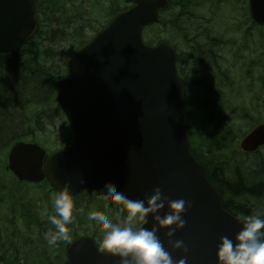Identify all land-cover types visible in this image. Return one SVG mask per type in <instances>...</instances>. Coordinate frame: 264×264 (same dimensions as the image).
Listing matches in <instances>:
<instances>
[{
	"label": "water",
	"instance_id": "1",
	"mask_svg": "<svg viewBox=\"0 0 264 264\" xmlns=\"http://www.w3.org/2000/svg\"><path fill=\"white\" fill-rule=\"evenodd\" d=\"M166 2L125 0L134 6L116 12L67 58L66 75L56 82V100L70 127L71 145L46 157L36 144L15 143L7 168L19 182L45 179L55 192L71 181L73 196L110 184L132 199H143L159 186L169 200L191 201L184 214L187 223L175 234L189 247L187 264H218L220 237L234 239L241 225L224 209L178 120L185 92L174 47L165 42L151 46L142 38L143 27L158 21ZM249 14L256 25H263L264 0H249ZM38 24L35 0H0V54L25 45ZM239 145L247 153L263 146L264 124ZM148 219L146 227H151ZM166 231L158 235L178 260L183 253L171 248ZM66 264L118 261L99 252L92 239L80 237L68 245Z\"/></svg>",
	"mask_w": 264,
	"mask_h": 264
},
{
	"label": "trees",
	"instance_id": "2",
	"mask_svg": "<svg viewBox=\"0 0 264 264\" xmlns=\"http://www.w3.org/2000/svg\"><path fill=\"white\" fill-rule=\"evenodd\" d=\"M75 2L37 0L40 17L37 34L22 51L0 54V156L6 144L14 139L29 137L34 141L32 130L22 127L24 118L36 124L42 120L51 125L57 116H62L57 111L55 82L64 75V66L60 75L43 65L56 57L57 52L53 50L68 46L71 52L77 49L121 9V4L112 0H106L107 11H87L90 4L87 6L81 1L77 8ZM177 2V11H167L161 17V27L145 28L146 43L154 45L164 41L176 49L177 74L185 88V101L178 120L186 129L194 158L204 165L210 183L221 194L224 209L234 216L241 213L264 215V146L251 154L239 153L243 157L240 161L231 157L230 163L227 157L236 139L264 123V102L256 101V95L252 94L249 104L256 105V115L248 104L234 103L236 98L240 100V94L237 95L236 85L231 82L230 66L228 70L221 62L220 51L222 45H236L237 41L224 37L230 31L228 28L221 30L223 38H217L211 21H203L205 17L217 18L219 11H187L190 0ZM245 13V18H237L240 24L237 31L244 25H247V30L243 31L246 34L260 29L250 20L248 11ZM99 18H104V22L96 28ZM258 38V44L264 42V35ZM44 42L50 47H43ZM260 67H264V63ZM96 193L86 191L73 199V218L81 222L85 211L81 205L89 203L84 196ZM12 199L0 200V208L7 212L8 207L10 212L3 220L6 223L0 226V264H65L69 242L49 246L44 233L53 226L47 218L39 221L37 214L29 213L24 207L13 208L9 204ZM119 206L117 204L115 211ZM69 227L72 241L79 235L73 223Z\"/></svg>",
	"mask_w": 264,
	"mask_h": 264
},
{
	"label": "clouds",
	"instance_id": "3",
	"mask_svg": "<svg viewBox=\"0 0 264 264\" xmlns=\"http://www.w3.org/2000/svg\"><path fill=\"white\" fill-rule=\"evenodd\" d=\"M80 182L83 183V179ZM71 188V181H67L54 193V214L47 216L53 227L44 233L49 246L71 242L69 226L73 223L75 209ZM99 192L106 202L105 207L112 201L122 205L126 213L117 212L115 218L97 210L87 213V220L101 233L99 252L111 255L118 264H187L189 247L183 239L175 238V234L187 223L184 214L191 208V201L184 198L169 200L159 186L143 199H132L110 184ZM165 207L167 211H164ZM149 217L152 226L146 227ZM235 219L241 228L234 239L227 235L220 237L216 249L218 264H264V215L241 213ZM161 230H167L165 237L171 248L183 253L180 259H175L165 247L158 235Z\"/></svg>",
	"mask_w": 264,
	"mask_h": 264
},
{
	"label": "rangeland",
	"instance_id": "4",
	"mask_svg": "<svg viewBox=\"0 0 264 264\" xmlns=\"http://www.w3.org/2000/svg\"><path fill=\"white\" fill-rule=\"evenodd\" d=\"M81 1H83L82 3L84 5L89 6L90 4L87 11H107L106 0H76L75 6L77 8V3ZM112 1H117L118 4H121L119 0ZM190 1L191 4L188 7L191 8L190 11H219L217 18L205 17L203 18V21L206 23H208L207 21L209 20L211 21L210 26L213 27L215 32V34H213L217 38H223L221 30L228 28L230 29V31L228 35H224V37H227V39L234 38V40L237 41L236 45H222L220 51V54L222 56L221 62L223 65H226L228 70L230 66V74L233 75L231 82L236 85L235 88L237 91V95L240 94V100H237L236 98L234 102L235 105H238L240 101L243 104H248V107H252L249 109L252 110V113L254 115H256L258 113L256 105H250L249 102L251 100L250 98L252 94L256 95V101L264 102V67H260L264 63V42L258 44L257 41V39H259V35H264V26L260 27V29L255 28L253 30H250L249 34L243 32L244 30H247V25H244L240 31H237V25L240 26V24H238L237 18L239 16L245 18L246 13L245 11H243L245 0ZM99 19V23H96V28H98L104 22V18ZM203 28L204 25L202 27V30ZM217 33L220 34V36H217ZM142 34L144 38V31L142 32ZM145 40L147 41L146 37ZM48 45V43L44 42L43 47ZM66 48H58L57 50H53L57 52L56 57L53 58V60L50 62L43 63V65L46 68H53L55 71L60 73V75H62L61 72L63 70L64 59L68 57L72 50L69 46ZM225 60H227L228 63H225ZM235 97L237 96L235 95ZM234 111L236 113L238 112L237 110ZM52 122L53 123L51 125H48L41 120L36 124L35 121L30 122L26 118H24L22 127H28L30 131L32 130L31 133L33 134L35 142L41 145L47 152H52L57 149L66 147L70 139V129L67 121L63 116H57ZM38 129L39 131H37ZM27 139L31 138L28 137ZM240 139L241 138L236 139L235 144H233L227 151L228 159L232 157L240 161V154H244L239 148ZM195 146H197L196 143ZM5 156L6 153L0 156V190H2L0 192V200L3 199V201H6L10 198L12 199L15 197V199H12L9 204L13 208L22 206L29 213L31 212L37 214V218L39 219V221H44L49 214H54V210L52 208V200L54 196L53 191H51V189L45 185H32L31 187L28 185H18L15 182L11 181L8 175L9 173H5L7 163ZM229 160L230 163H232L231 159ZM9 184L14 185L11 187L9 186ZM84 197H86L85 200H88L89 203H84L81 205V207H85L84 214L81 218V222L78 219L73 218V228H77L76 231L79 237L93 236L96 244L99 246L101 233L94 227L92 222L87 220V213L91 210H97L105 213V215L109 216L110 218H115L117 212H120L121 215H123L125 212L123 211L122 205L119 206L118 211H115V207L117 206V204L113 203L112 201H108V207H105L106 202L100 197V192L91 197L88 195H85ZM7 210V212L10 213L8 207ZM7 212L6 210L4 211L2 208H0V216L2 217L1 224L3 223L2 225L6 223V221L3 222V220L6 219Z\"/></svg>",
	"mask_w": 264,
	"mask_h": 264
},
{
	"label": "flooded vegetation",
	"instance_id": "5",
	"mask_svg": "<svg viewBox=\"0 0 264 264\" xmlns=\"http://www.w3.org/2000/svg\"><path fill=\"white\" fill-rule=\"evenodd\" d=\"M20 51H22V50H20ZM23 53H26V52L23 51ZM27 53H28V52H27ZM13 142H15V139L12 140V141H10V142H8L6 145H9V144H11V143H13ZM5 173H11V172H9L7 169H5Z\"/></svg>",
	"mask_w": 264,
	"mask_h": 264
}]
</instances>
